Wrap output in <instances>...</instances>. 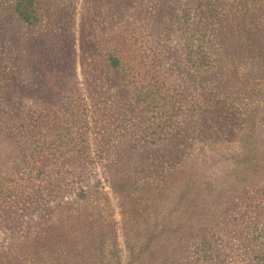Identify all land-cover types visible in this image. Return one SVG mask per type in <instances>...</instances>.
I'll use <instances>...</instances> for the list:
<instances>
[{
  "label": "rangeland",
  "instance_id": "374dc122",
  "mask_svg": "<svg viewBox=\"0 0 264 264\" xmlns=\"http://www.w3.org/2000/svg\"><path fill=\"white\" fill-rule=\"evenodd\" d=\"M21 1L0 0V264L46 228L111 264H264V0Z\"/></svg>",
  "mask_w": 264,
  "mask_h": 264
},
{
  "label": "trees",
  "instance_id": "16d2710c",
  "mask_svg": "<svg viewBox=\"0 0 264 264\" xmlns=\"http://www.w3.org/2000/svg\"><path fill=\"white\" fill-rule=\"evenodd\" d=\"M28 1L29 0H23V2L21 1L16 5L15 9L19 11L20 16L26 17ZM29 19H33L36 22L38 21L37 17H30L28 20ZM40 232V235H36L29 242V247L32 248V250L30 252L21 251L23 253L21 256L22 264H111L110 260L105 256L106 254H103V256L99 258L95 253L74 249L72 244L69 243V240H67L68 236L65 234H56L53 231L50 232L49 228H46L45 232L43 229H40ZM71 253L74 254L73 258H71L73 262L69 263L67 257H70ZM102 253L103 252H100L101 255ZM132 255L133 259L131 260V264H138V257L143 255V252H134ZM78 256L80 260L75 261V258ZM86 256H88V258H86ZM105 257L107 258L106 262H104Z\"/></svg>",
  "mask_w": 264,
  "mask_h": 264
}]
</instances>
